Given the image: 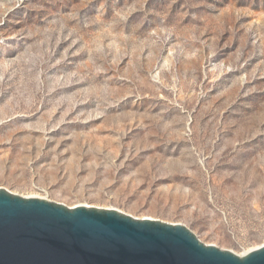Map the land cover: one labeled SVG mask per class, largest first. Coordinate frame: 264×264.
<instances>
[{"label":"rangeland","instance_id":"obj_1","mask_svg":"<svg viewBox=\"0 0 264 264\" xmlns=\"http://www.w3.org/2000/svg\"><path fill=\"white\" fill-rule=\"evenodd\" d=\"M0 188L264 245V0H0Z\"/></svg>","mask_w":264,"mask_h":264},{"label":"water","instance_id":"obj_2","mask_svg":"<svg viewBox=\"0 0 264 264\" xmlns=\"http://www.w3.org/2000/svg\"><path fill=\"white\" fill-rule=\"evenodd\" d=\"M0 264H264V245L241 256L183 224L0 188Z\"/></svg>","mask_w":264,"mask_h":264},{"label":"bare ground","instance_id":"obj_3","mask_svg":"<svg viewBox=\"0 0 264 264\" xmlns=\"http://www.w3.org/2000/svg\"><path fill=\"white\" fill-rule=\"evenodd\" d=\"M257 248H258V247H257ZM254 249H256V248H254ZM252 250H253V249H249V250L245 251V253L241 254V256H243V255L249 253V252L252 251Z\"/></svg>","mask_w":264,"mask_h":264}]
</instances>
